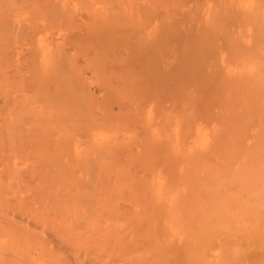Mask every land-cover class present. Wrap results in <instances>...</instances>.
I'll list each match as a JSON object with an SVG mask.
<instances>
[{"label":"rangeland","instance_id":"1","mask_svg":"<svg viewBox=\"0 0 264 264\" xmlns=\"http://www.w3.org/2000/svg\"><path fill=\"white\" fill-rule=\"evenodd\" d=\"M72 1L54 0L52 4L54 11L62 13L64 23L66 17L63 11L70 13L73 19L79 21L80 26L78 25L77 29L63 30V25L54 29L46 25L49 17H53L56 12L50 10L53 16L46 12L49 17L45 13L44 18L38 13L41 8L36 12L42 5L37 4V7L34 3H39L40 0L33 2L0 0V85H2L0 106L5 107L7 111L3 109L6 113L3 111L0 115V191L6 192L1 191L2 195L0 194L2 199H0V211H4L7 220L11 221L10 224L14 222L16 227L14 225L13 228H19L18 230L21 231L27 229L25 230L27 235L31 230L40 236L45 235L44 227L47 221L54 226H57L55 225L57 223L62 227L70 225L69 229L79 221H75L77 217L78 219L80 217L81 221L86 218L85 222H89L90 228L94 226L93 228H98L102 233H107V230L115 225L116 234L120 235L116 236L118 258L122 255H118V250L122 251L120 248L125 246L132 250L131 254H136L132 256L124 254L123 262L119 260L121 257L116 258L119 260L116 264H127L129 258L133 261L136 257L137 259L133 261V263L137 262L136 264L148 260L147 258L149 263L146 264L151 262L159 264L157 261L161 260L162 264L166 263L165 260L167 264H197L199 260L188 255L192 253L196 257L201 254L199 249L197 250L200 246L203 249L201 251H205L202 253L205 263L214 262L215 252H220L225 247L226 238L234 223H238L248 215L264 217V208H262L264 207L262 205L264 204V0H217V7L214 6L213 9L214 22H211L212 26L210 25L214 26L212 29L210 27V32L213 33L214 29L215 35L210 33L212 38L210 37L209 42L207 39L210 34L207 33V38L202 37L198 39L200 42L198 41L197 45L193 44L192 47L194 49L196 47L197 51L194 57L191 56L192 54L188 56L192 57V60L187 59V55L181 57L183 59L174 58L178 50L177 44L174 45V49L170 46V51L164 57L151 55L149 58L151 70L148 69L150 76L153 80L152 72L155 68L160 80L164 79V83L158 80L156 86L166 91L162 96L150 94L152 97H147L146 100L148 98L149 100L146 102L142 100V103L138 100H133L134 103L129 102L132 100L128 98L126 102L123 97L120 100L121 97L116 96L113 91L110 93L101 91L102 87L96 85L98 83L97 79L95 80L96 76L92 77L95 75L92 68L84 63L86 58L74 53L76 46L74 43L76 44L80 39L93 40L101 37L103 40L111 41L114 37L107 31L99 34L92 30L90 24L98 25L101 22L98 19L90 22L85 11L80 8L77 10ZM23 6L28 8L24 9ZM191 6L194 7L195 4ZM43 8L48 9L45 5L42 6ZM91 8L89 12L94 15L100 9V5L95 3L94 8ZM82 17H86V20ZM186 18H183L184 25L188 22ZM184 47L187 49L188 45ZM145 52L149 53L146 50ZM119 53L117 54L116 51V56L125 55ZM119 56L117 61L120 59ZM57 57H62L68 66L75 69L73 78L81 80L82 84L84 81L79 90L83 87L85 90L81 92L77 88L79 83H76L77 80L74 81L77 84L76 92L84 95L82 92L89 91L88 99L90 100L91 97L92 104L99 108L97 113L95 111V116H100L102 119V116H106V113L108 115L112 109L114 115L112 120L116 119L115 122L111 117H109L111 123L106 122L109 121L107 117L105 124L85 123L88 120L82 119L80 113L86 112L84 111L86 109L82 111L79 106L75 108L76 103L80 102L74 103L75 98L72 100L70 97L72 92V86L68 82L70 77L67 78L64 72H59L54 60ZM177 68L179 71L176 70ZM145 74L150 77L148 73ZM163 74L170 77L165 79ZM62 79L65 81L62 82ZM94 80L97 83H94ZM151 85L150 87H153V84ZM168 89H171L170 93ZM62 96H65L64 99ZM80 99L86 108L87 104H91L87 98ZM71 107L77 112H72ZM65 111L69 113V117ZM70 113H74L73 119L70 118ZM132 113L142 115L139 119V115L134 117L131 116ZM22 118L28 121L24 122L26 119L23 121ZM18 135L24 138H19ZM62 172L65 174L63 175ZM78 179L81 183L77 181ZM28 186L32 188L28 189ZM82 186H86L83 191H81ZM93 187L95 189L100 187L98 190L100 193ZM47 197L52 200H48ZM83 198L84 201L80 200ZM5 200L17 210L8 208ZM176 200L180 202L177 204ZM24 203L27 205L25 206ZM3 204H6L5 207L8 209L2 206ZM182 206H188L186 207L188 210ZM77 207L78 210H75ZM6 210L8 213L5 212ZM63 210L66 211L62 212ZM240 210L241 212H237ZM236 212L239 220L234 215ZM15 213L18 215L23 213L22 218L19 219ZM112 213H115L116 217ZM41 214L44 215L43 221L40 220L41 224L38 223L41 227L35 229L32 223L35 218L37 221V218L42 217ZM190 222H194V226H191ZM195 222L198 223L199 227H196L199 230L196 229ZM83 224L87 223L83 222ZM1 226L0 249L7 251V254L10 251L12 253V245L14 246L15 242L13 240L19 238L23 240L24 237L26 238V233L21 234L22 232L16 229L14 231L12 228L16 232L12 234L7 229L10 225L6 229L5 227L2 229ZM76 229L72 232L70 228V232L77 234L83 230L82 227L81 230ZM111 235L114 237V234ZM111 235L107 233V238L110 236L112 239ZM119 237L126 239L122 238V242ZM202 237L206 238L204 240L207 242L203 239L194 242L195 238ZM127 239H130L128 243ZM209 240L210 242L212 240V243ZM133 242H135L134 247H132ZM198 243L202 245L197 247ZM195 251L196 254L198 252L197 255ZM7 254L5 252L6 258H8ZM34 254L31 253V259L37 258V254ZM156 255L159 256L157 260L153 258H156ZM8 256L10 257V254ZM126 260L129 261L126 263ZM39 261L43 260L39 257Z\"/></svg>","mask_w":264,"mask_h":264},{"label":"bare ground","instance_id":"2","mask_svg":"<svg viewBox=\"0 0 264 264\" xmlns=\"http://www.w3.org/2000/svg\"><path fill=\"white\" fill-rule=\"evenodd\" d=\"M22 1V0H21ZM27 1V0H26ZM54 1V0H53ZM53 1L52 0H40L39 3H34V5L36 4V6L38 7L39 4H41L42 6L45 5L48 9L46 8H43L42 9V6L36 10V12L40 9V11L38 12L39 14H41L42 16L45 15L46 12H48L49 14L52 15V13L50 12V10L54 11L53 10ZM29 2V0H28ZM27 2V3H28ZM30 2H33V0H30ZM36 2V1H35ZM69 2V1H68ZM76 7V9L78 10V8H80V10H84L85 13L88 15L87 18L90 22H92L93 19H98L99 23L98 25H92L90 24V28L92 30H94L95 32H98L99 34L103 33V32H108L110 35H112L114 38L111 40V41H106V40H103L101 39V37H98V38H95L93 40H82L80 39L76 44L74 43V53L76 55H79L80 57H83L86 58V60H84V63L85 65L88 67H90V69L92 68L93 72L95 75H92L93 76H96L95 77V80L97 79V83L95 80H94V83L96 82L98 86L102 87V90L101 91H104L106 93H110L111 91L114 92V94H116V96H119L120 100H125L128 98V100H132V101H129V102H133V100H138L140 101V103L142 102H146L149 100H146L147 97L149 96H162L164 95V88L162 87H159V86H156V83H158L161 78L159 77L158 73H157V70L154 68L152 71V77L154 78L152 80L151 76H150V72L149 70H151V68L149 67V58L151 55H158L159 57H164V55H166V53L168 51H170L169 47L170 46H173V49H174V45L177 44L178 45V50L176 52V54L174 55V58H179L180 59H183L181 57H184L186 56V58L188 59L190 56V54H192L191 56L194 57L197 49L195 47V49L192 47L193 44L194 45H197L196 43H198V41L202 38V37H205L207 38V33L208 35L211 33V34H214V29H213V33L210 32V27L212 26L211 22H214L212 21L213 20V17H214V6L217 7L216 5V2H218L217 0H215V2L213 3V0H73L72 1ZM226 2V1H224ZM5 3V2H4ZM24 3V1H23ZM26 3V2H25ZM95 3H99L100 5V9L98 11H96V13L94 15L90 14L91 12H89V9L91 7L94 8V4ZM16 4V2H15ZM31 4V3H30ZM38 4V5H37ZM68 4V3H67ZM72 4V3H71ZM195 4V6H194ZM214 4V5H213ZM220 4V3H219ZM225 4V3H224ZM73 5V4H72ZM191 5H193L194 7H192ZM8 7V4L6 5ZM26 6V5H25ZM220 6V5H219ZM225 6V5H224ZM228 6V5H227ZM19 7V6H18ZM24 7V6H23ZM33 6L31 5V8ZM35 7V8H37ZM215 7V8H216ZM6 8V7H5ZM28 7H24V9H27ZM184 8V9H182ZM34 9V8H33ZM54 9H55V6H54ZM59 9V8H58ZM62 9V8H61ZM92 9V8H91ZM90 9V10H91ZM2 10V9H1ZM29 10V9H28ZM32 11V9H30ZM63 10V9H62ZM68 10V8H67ZM3 11V10H2ZM1 11V12H2ZM7 11V10H6ZM70 11V10H69ZM218 11V10H216ZM5 12V11H4ZM33 12V11H32ZM56 13H54V16L53 17H49L46 13V15L49 17V21L48 23H46V25H48L50 28L54 29L55 28H58L60 27L61 25L64 26L63 30H65L66 28H75L77 29V27H79V21L73 19L72 15L67 14L66 11H63V13H65V23H64V17L62 16V13L60 12H57V11H54ZM71 12V11H70ZM220 12V11H219ZM85 14V15H86ZM60 16H62L60 18ZM47 17V19H48ZM184 17H187L186 21L187 24L184 25L183 24V18ZM44 18V16H43ZM82 18H85L86 20V17H82ZM5 19V18H4ZM198 19H202V20H198ZM87 20V21H88ZM198 20V22H197ZM46 21V20H45ZM47 22V21H46ZM81 22V21H80ZM184 22H185V19H184ZM185 22V23H186ZM4 24V23H3ZM79 25V26H78ZM84 25V23H83ZM88 25V24H87ZM211 25V26H210ZM216 25V24H214ZM7 26V25H6ZM86 26V25H85ZM214 28L211 27V29ZM4 30V29H3ZM19 30V29H18ZM8 32V31H7ZM6 32V33H7ZM4 33V31H3ZM6 33L4 34L6 36ZM13 34V33H12ZM209 35V39H207L208 41L212 38L211 36L212 35ZM215 35V34H214ZM12 36V35H11ZM119 36V37H118ZM121 37V38H120ZM211 37V38H210ZM215 37V36H214ZM13 38V36H12ZM11 38V39H12ZM127 38V39H126ZM203 38V39H205ZM9 39V38H8ZM76 39V37H75ZM78 39V38H77ZM199 39V40H198ZM206 40V39H205ZM206 40V41H207ZM214 40V39H212ZM10 41V40H9ZM8 41V43H9ZM204 41V42H206ZM207 41V42H208ZM6 42V40H5ZM200 42V41H199ZM210 42V41H209ZM208 42V43H209ZM203 43V42H202ZM211 43H214V41H211ZM185 45H188L187 49L186 47H184ZM189 46H191V48L189 49ZM214 46V44H213ZM125 49V50H124ZM227 49V48H226ZM146 51H148L149 53L147 54ZM187 50H189L190 52H187ZM224 50V49H223ZM116 51H117V54L120 52V51H124V53L121 52L120 55L122 54H125L123 56H119L117 55L116 56ZM126 52V53H125ZM146 53V54H144ZM150 53H153V54H150ZM172 54V53H171ZM74 55V54H73ZM198 55V54H197ZM196 55V56H197ZM62 56V55H61ZM120 57V59L117 61V57ZM71 57V56H70ZM65 58V57H64ZM76 58V57H75ZM205 58V57H204ZM77 59V58H76ZM192 60L193 58H189V60ZM55 60V64H57L56 66L59 68H57L59 70V72L61 73L64 72L65 76L68 78L70 77V81L67 80V78H65L69 84L72 86V92H70V97L72 98V100L74 99V103H76L77 101L80 102V103H76V107H75V104L72 102V105L74 104L73 107H75L76 109L79 108L83 111L84 108L86 110V112H82L80 113L81 115V118L84 119V120H88L86 121L85 123H90L92 125H100L99 122H102L105 124V121L107 119V117H111V120L113 118V114H112V109H110V111L108 112L110 116L107 115L106 113V116L103 115L102 117L105 118V119H101V117H97L95 116V111L97 113V110L99 108H96L94 104H92V102L90 101L91 100V97L90 100L88 99V95H90V93L88 94L89 91H85V92H82L84 93V95H82L81 93H77L76 89L78 88V91H83L84 87L82 89L79 90V87L81 85L84 84V81H83V84L82 82L80 83V81H78L76 78H73L72 76L74 75V70L72 67L68 66L66 64V60H64L62 57H57ZM185 60V58H184ZM183 60V61H184ZM54 62V61H53ZM70 62V61H69ZM209 62V61H208ZM69 64V63H68ZM72 64V63H71ZM186 64V63H185ZM36 65V64H35ZM70 65V64H69ZM76 65V64H75ZM182 65V63H181ZM55 66V67H56ZM72 66V65H71ZM85 66V67H86ZM181 67V66H179ZM38 68V67H37ZM75 68V67H74ZM184 68V67H182ZM149 69V70H148ZM177 71H179V69L177 68L176 69ZM57 71V70H56ZM181 71V70H180ZM58 72V71H57ZM66 72V73H65ZM68 72V73H67ZM92 72V73H93ZM145 73H148V76H145L146 74ZM184 73V72H183ZM187 73V72H186ZM58 74V73H56ZM63 74V75H64ZM67 74V75H66ZM70 74V75H68ZM62 76V75H61ZM164 77H166L165 79L169 78L170 76L166 75V74H163ZM43 77V76H42ZM58 77V75L56 76ZM40 78V77H39ZM45 78V77H44ZM151 78V79H150ZM163 78V77H162ZM183 78V77H182ZM181 78V79H182ZM94 79V78H93ZM188 79V78H187ZM53 80V79H52ZM57 79L55 78V81ZM59 80V79H58ZM64 82L65 80L62 79ZM77 80V82H76ZM151 80V81H150ZM60 81V80H59ZM78 84V87H77V84ZM154 83H153V82ZM157 81V82H155ZM161 81V80H160ZM164 79L161 81L163 82ZM50 82V81H48ZM61 82V84H62ZM112 82H114V84H112ZM47 83V82H46ZM66 83V82H65ZM116 83V85H115ZM164 83V82H163ZM16 84V83H15ZM64 84V83H63ZM153 84V87H150V85ZM186 85V84H185ZM2 86V85H0ZM64 86V85H63ZM67 86V84L65 85ZM152 86V85H151ZM77 87V88H76ZM4 88V87H3ZM81 88V87H80ZM173 89V88H172ZM75 90V91H73ZM85 90V89H84ZM169 90V89H168ZM171 90V89H170ZM170 90L168 91L170 93ZM75 92V94H74ZM87 92V94H86ZM185 92V91H184ZM183 92V93H184ZM72 93V94H71ZM74 94V95H73ZM80 94V96L78 95ZM151 94V95H150ZM52 95V94H51ZM55 95V94H54ZM72 95V96H71ZM87 98L88 99V102L90 101L91 104H87V108L85 107V105L83 104V102H81V99L79 98ZM151 96V97H152ZM188 96V95H187ZM63 97V96H62ZM65 97V96H64ZM64 97L62 99H64ZM123 97V98H122ZM186 97V95H185ZM79 100H78V99ZM193 98V96H192ZM83 99V101H84ZM128 100L126 102H128ZM143 100V101H142ZM76 101V102H75ZM124 101V102H125ZM142 101V102H141ZM8 102V101H7ZM85 102L87 103V101L85 100ZM162 102V101H161ZM187 102V101H186ZM11 103V102H10ZM85 103V104H86ZM159 103V102H158ZM9 104V103H8ZM16 104V103H15ZM79 104V105H78ZM13 105V104H12ZM11 105V106H12ZM94 105V108H96V110H94L93 106ZM101 105V104H100ZM71 106V104H70ZM69 106V107H70ZM92 106V107H91ZM102 106V105H101ZM107 106V105H106ZM146 106V104H145ZM144 107V106H143ZM147 107H150V106H147ZM5 108V107H4ZM3 107L0 106V115L2 114V112L5 110ZM72 108V107H71ZM75 108H72V112L75 113L76 109ZM111 108V107H110ZM145 108V107H144ZM4 109V110H3ZM33 109V108H32ZM65 108H63L64 110ZM70 109V108H69ZM93 110H94V113H93ZM103 110V109H102ZM6 111V110H5ZM4 111V112H5ZM108 111V110H107ZM7 112V111H6ZM5 112V113H6ZM28 112V111H27ZM77 112V111H76ZM134 112V111H133ZM65 113H67L65 111ZM74 113H70V118L73 119L72 117V114L74 115ZM101 113V112H100ZM111 113V114H110ZM30 114V113H29ZM68 117H69V113H67ZM133 114V113H132ZM26 115V114H25ZM28 115V114H27ZM99 115V114H97ZM102 115V114H101ZM136 117H138L139 115V119L141 117L142 114H135ZM135 115H131V116H134ZM33 116V114H32ZM35 116V114H34ZM122 116V115H121ZM127 116V115H125ZM130 116V117H131ZM30 117V116H29ZM68 117L66 118V120L68 119ZM69 118V119H70ZM21 119V118H20ZM26 119V118H25ZM24 119V120H25ZM28 119V117H27ZM26 119V121L24 122H27L28 120ZM33 119H35V117H33ZM65 119V116L64 118ZM101 119V121H100ZM131 120L133 119L130 118ZM14 120V119H13ZM90 120V121H89ZM110 118H109V121L107 120L106 122H110L111 121ZM116 120V119H115ZM115 120H112L113 122H115ZM124 120V119H123ZM138 120V118H137ZM20 121V120H19ZM22 121V122H23ZM92 121V123H91ZM21 122V121H20ZM21 122V123H22ZM32 122V121H31ZM117 122V121H116ZM16 123H18L16 121ZM70 123V122H69ZM68 123V124H69ZM94 123V124H93ZM111 123V122H110ZM6 124V123H5ZM25 124V123H24ZM113 124V123H112ZM165 125V124H164ZM7 126V125H6ZM5 126V127H6ZM16 126V124H15ZM111 126V125H109ZM14 127V126H13ZM113 127V126H112ZM4 128V127H3ZM163 128V127H162ZM4 130V129H3ZM9 130V128H8ZM80 130H82L80 128ZM8 132V131H7ZM82 132L84 133V130H82ZM181 132V131H180ZM188 132V131H187ZM1 133V132H0ZM16 134V132H14ZM27 133V132H26ZM11 134V133H9ZM23 134V133H21ZM186 134V133H185ZM5 135V134H4ZM8 135V134H7ZM24 135L26 136L27 134L24 133ZM37 135V134H36ZM35 135V136H36ZM161 135V134H160ZM2 136V135H1ZM12 136V135H11ZM39 136V135H38ZM37 136V138H38ZM8 137V136H7ZM19 137V135H18ZM17 137V138H18ZM23 137V136H22ZM22 137H19V138H22ZM3 138V136H2ZM9 138V137H8ZM16 138V137H15ZM13 138V139H15ZM24 138V137H23ZM27 138H28V135H27ZM33 138V137H32ZM40 138V136H39ZM12 139V141H13ZM31 139V138H30ZM1 140V138H0ZM10 140V139H9ZM8 140V141H9ZM17 140V139H16ZM15 140V141H16ZM23 140V139H21ZM32 140V139H31ZM34 140V139H33ZM4 141V140H3ZM24 141V140H23ZM23 141H22V144H23ZM35 142V141H34ZM2 143V142H1ZM5 143V142H4ZM15 143V142H14ZM3 144V143H2ZM10 144V143H9ZM8 144V145H9ZM16 144V143H15ZM14 144V145H15ZM21 144V143H20ZM13 145V144H12ZM4 147H6L5 145H3ZM17 146V145H16ZM20 146V145H19ZM22 146V145H21ZM25 147V146H24ZM28 148V147H26ZM2 149V148H1ZM14 149V148H13ZM19 149V148H18ZM100 149V148H99ZM98 149V150H99ZM95 150V149H94ZM9 151V150H8ZM14 151V150H13ZM153 151V150H152ZM5 152V151H4ZM16 152H19V151H16ZM15 152V153H16ZM35 152V150H34ZM41 152V150H40ZM64 152V151H63ZM24 153H27V152H24ZM50 153V152H48ZM97 153V151H96ZM45 154V153H44ZM43 154V155H44ZM89 154V153H88ZM15 155V154H14ZM19 155V153H18ZM24 155V154H23ZM28 155V154H27ZM48 155V154H47ZM46 155V156H47ZM129 155V153H128ZM12 156V155H11ZM61 156V155H60ZM20 157V156H19ZM49 157V155H48ZM97 158V157H96ZM73 159V158H72ZM92 159V158H91ZM60 160V159H58ZM71 160V159H70ZM154 160V159H153ZM96 161V160H95ZM43 162V161H42ZM55 162V161H54ZM67 162V161H66ZM80 162V161H79ZM88 162V161H87ZM46 164V163H45ZM88 164V163H87ZM92 164V163H91ZM90 165V164H89ZM155 165V164H154ZM83 166V165H82ZM187 166V165H186ZM184 165V167H186ZM88 167V166H87ZM92 168V167H91ZM7 169V168H6ZM183 169V168H182ZM186 169V168H185ZM189 170V169H188ZM65 171V170H64ZM91 171V170H90ZM6 172V171H5ZM33 172V171H32ZM36 173V172H35ZM67 173V172H66ZM62 174L64 175L65 173L62 172ZM21 175V174H20ZM33 175V174H32ZM31 175V176H32ZM185 175V174H184ZM19 176V175H18ZM100 176V175H99ZM20 177V176H19ZM34 177V176H33ZM97 177V176H95ZM184 177V176H183ZM16 178V177H15ZM22 178V177H21ZM50 178V177H49ZM123 178V177H122ZM188 178V177H187ZM2 179V178H1ZM14 179V178H13ZM47 179V178H46ZM76 179V178H75ZM20 180V179H19ZM97 180V179H96ZM185 180V178H184ZM78 182L81 183V181H79V179L77 180ZM25 182V180H24ZM49 182V180H48ZM84 182V181H83ZM187 182V181H186ZM15 183V182H14ZM22 183V182H21ZM63 183V182H62ZM90 183V182H88ZM96 183H98V181H96ZM19 184V182L17 183V185ZM23 184V183H22ZM52 184V183H51ZM65 184V183H64ZM91 184V183H90ZM2 185V184H1ZM15 184H13L14 186ZM21 185V184H20ZM19 185V186H20ZM82 185V184H81ZM94 185V184H93ZM99 185V184H98ZM191 185V184H190ZM31 186V185H29ZM27 187L28 189L29 188H32V187ZM78 186V185H77ZM88 186V185H87ZM90 186V185H89ZM101 186V185H100ZM2 187V186H1ZM8 187H11V186H8ZM7 187V188H8ZM15 187L17 188V186L15 185ZM39 187V186H38ZM68 187V186H67ZM86 187V186H85ZM84 186H82L81 188V191H83V189L85 188ZM14 188V187H13ZM12 188V189H13ZM37 188V186L35 187ZM89 188V187H88ZM94 188V187H93ZM100 187H98V189H95V190H99ZM104 188V187H103ZM102 188V189H103ZM110 188V187H109ZM3 189H6L3 187ZM63 189V188H62ZM66 189V188H65ZM86 189V188H85ZM112 189V188H111ZM187 189V188H186ZM7 190V189H6ZM11 190V189H10ZM9 190V191H10ZM18 190V189H16ZM64 190V189H63ZM116 190V188H115ZM124 190V189H123ZM127 190V189H126ZM2 191V190H1ZM0 191V194L2 192L6 193L5 190H3L2 192ZM12 191V190H11ZM26 191V190H25ZM24 191V192H25ZM36 191V190H35ZM102 191V190H101ZM37 192V191H36ZM99 192V191H98ZM129 192V191H128ZM235 192V191H234ZM81 193V192H80ZM100 193V192H99ZM104 193V192H103ZM123 193V192H122ZM185 193L187 194V192L185 191ZM191 193V192H190ZM193 193V192H192ZM233 193V192H232ZM98 194V193H97ZM102 194V193H101ZM107 194V193H106ZM104 194V195H106ZM140 194V193H139ZM2 195V194H1ZM45 195V194H44ZM86 195V194H85ZM124 195V194H123ZM229 195V194H228ZM234 195V193H233ZM48 196V195H47ZM77 196V195H76ZM99 196V195H98ZM102 196V195H101ZM114 196L116 197V194H114ZM120 196V195H119ZM125 196V195H124ZM232 196V195H231ZM45 197V196H43ZM42 197V198H43ZM85 197V196H84ZM105 197V196H103ZM108 197V196H106ZM123 197V196H122ZM121 197V198H122ZM194 197V196H193ZM227 197V196H226ZM100 198V197H99ZM120 198V199H121ZM181 198V197H180ZM188 198V197H187ZM191 198V197H190ZM238 198V197H237ZM1 199V197H0ZM48 199V197H47ZM50 199V198H49ZM48 199V200H49ZM115 199V198H114ZM124 199V197H123ZM129 199V198H127ZM192 199V198H191ZM2 200V199H1ZM4 200V199H3ZM52 200V199H50ZM82 201H84V198L83 199H80ZM126 200V198H125ZM223 200V199H221ZM6 203H7V207L8 208H13V205L10 206L8 201L5 200ZM37 201V200H36ZM79 201V200H78ZM86 201H87V197H86ZM85 201V202H86ZM94 201V200H93ZM100 200H98L99 202ZM107 201V200H106ZM109 201V200H108ZM113 201V200H112ZM177 201V200H176ZM194 201V200H193ZM225 201V200H224ZM3 202V201H2ZM91 202V201H90ZM101 202V201H100ZM139 202V201H138ZM178 202L180 201H177V204ZM261 202V201H260ZM1 203V202H0ZM76 203V201H75ZM81 203V201H80ZM102 203V202H101ZM185 203V202H184ZM197 203V202H196ZM23 204V203H22ZM48 204V203H47ZM57 204V203H56ZM83 204H85L83 202ZM92 204V202H91ZM145 204V203H144ZM180 204V203H179ZM182 204V203H181ZM190 204V202H189ZM5 205L3 204L2 206L5 207ZM16 205V204H15ZM25 205V203H24ZM27 205V204H26ZM25 205V206H26ZM66 204H64L65 206ZM110 205V203H109ZM147 205V204H146ZM186 205V204H185ZM259 205V204H258ZM257 205V206H258ZM264 205V204H262ZM20 206V205H18ZM48 206V205H47ZM51 206V205H50ZM80 206V205H79ZM94 206V205H93ZM145 206V205H144ZM178 206V205H177ZM175 206V207H177ZM227 206V205H225ZM256 206V207H257ZM260 206V205H259ZM258 206V207H259ZM17 207V206H16ZM15 207V208H16ZM23 207V206H21ZM32 207V206H31ZM49 207V206H48ZM183 207V206H182ZM188 207V206H186ZM186 207H183L184 209ZM249 207V206H248ZM6 208V207H5ZM6 208V209H8ZM63 208V207H62ZM65 208V207H64ZM89 208V206L87 207ZM113 208V206H112ZM190 208V207H189ZM199 208V207H198ZM254 208V207H253ZM264 208V207H262ZM11 209V210H13ZM21 210V208H19ZM23 209V208H22ZM31 209V208H30ZM187 209V208H186ZM185 209V210H186ZM14 210H17V209H14ZM33 210V209H32ZM32 210L30 212H32ZM62 210V209H61ZM67 210V208H66ZM66 210H63L62 212L66 211ZM75 210H78V207L77 209ZM184 210V211H185ZM188 210V209H187ZM261 210V209H260ZM34 211V210H33ZM116 211V210H114ZM180 211V210H179ZM183 211V213H184ZM189 211H191L189 209ZM253 211V209H252ZM0 226L2 224H5V225H2L1 228L9 226L10 228H7L8 231H11L14 232L18 229L16 228H13L14 227V222H12L11 225L10 222L11 221H8L7 218H6V214L3 213L4 211H0ZM7 212V210L5 211ZM11 212V211H9ZM17 212V211H15ZM79 212V211H78ZM187 212V211H186ZM203 212V211H202ZM237 212H241L240 211H237ZM237 212L236 214L234 213V215L236 216L237 215ZM8 213V212H7ZM45 213V212H44ZM58 213V212H57ZM80 213V212H79ZM78 213V215L80 216V214ZM82 213V212H81ZM253 213V212H252ZM251 213V214H252ZM17 214L16 216L20 218L21 217V213L20 215H18V213H15ZM31 214V213H30ZM37 213H35L36 215ZM43 214V213H42ZM41 214V215H42ZM75 214H76V211H75ZM91 214V213H90ZM93 214V213H92ZM195 214V213H194ZM197 214V213H196ZM200 214V213H199ZM198 214V215H199ZM241 214V213H239ZM27 215V214H26ZM32 215V214H31ZM33 215H34V212H33ZM38 215V214H37ZM52 215V214H51ZM77 215V216H78ZM112 215H115V213ZM123 215V214H122ZM186 215H188V213H186ZM193 215V214H192ZM233 215V217H235ZM15 216V217H16ZM43 216L42 217L40 216V218H37L38 222L36 221V218H35V221L32 223V226L33 228L37 229L38 226V223H40L41 221H43ZM58 216V215H56ZM76 216V217H77ZM97 216V214H96ZM111 216V214H110ZM181 216V215H180ZM232 216V214H231ZM48 217V215L46 216ZM112 217V216H111ZM109 217V218H111ZM116 217V215H115ZM122 217V216H121ZM124 217V216H123ZM141 217V216H140ZM192 217V216H191ZM190 217V218H191ZM195 216H193V219H194ZM197 217V216H196ZM201 217V216H199ZM197 217V218H199ZM209 217V216H208ZM230 217V216H228ZM238 216H236V219L239 220V218H237ZM249 217V215L247 216ZM246 217V218H247ZM34 218V217H33ZM33 218H32V221H33ZM99 218H102V217H99ZM105 218V217H104ZM107 218V217H106ZM108 218V220H109ZM114 218V217H113ZM242 219V220H239L238 223H234V226L233 228L230 230L229 232V235L227 236L226 238V242H225V247L219 252V251H216L215 252V256H216V260L214 262H208L206 261L205 263V259L202 257L203 256V252L205 251H201L203 249H201L202 247L200 246V248H197L198 251L201 252V254L197 252L198 256H193L192 253H190V255H188L190 258H196L198 259L199 261V264H264V217L262 216H258V215H254L252 217H249L247 219ZM68 219V218H67ZM73 219V218H71ZM75 219V218H74ZM73 219V220H74ZM241 219V218H240ZM1 220H3L1 222ZM31 220V219H30ZM41 220V221H40ZM81 221L80 217L78 219L75 220V221ZM83 220V218H82ZM86 218H84V221H81L80 224H77L79 223V221H77V223L75 222V224L73 226H71V231L76 229L75 225L77 226V229L80 228L81 230V227L83 228L82 231H80L79 233L77 234H73L70 232V228L68 229V227L70 226H58V223L55 224L57 226H54L53 223L50 224V222H46L45 223V226L44 227L46 229V234L45 235H38L33 233L32 230L30 231V234L27 235L26 231L27 229H23L22 231L21 230H18L20 231L21 234H25L26 238L24 237L23 240H21L20 238L19 239H15L13 240L14 242V246L12 245V253L10 251V253L7 254V251H0L2 254H0V264H116V261H121V263L123 262L122 259L123 258V255L126 254L127 256H132V255H136V254H131L132 250L128 249L129 247L125 246L123 248H120L122 249L121 250H118V255L119 254H122L121 256H117V253H116V241H118V238L116 236H118L116 234V226H111V229L109 228L107 230V233H109L111 235L114 234V237L111 235L112 239H110V236L109 238H107V233H102L101 230H99L98 228L95 229V228H90L89 226V222L86 221ZM88 220V219H87ZM96 220V219H94ZM98 220V219H97ZM189 220V219H188ZM227 220V219H226ZM225 220V221H226ZM230 220V219H229ZM232 220V219H231ZM14 221V220H13ZM20 221V220H19ZM18 221V222H19ZM67 221V220H66ZM191 221V220H189ZM228 221V220H227ZM65 222V221H64ZM84 223H87L86 225L83 224ZM93 222V221H92ZM229 222V221H228ZM97 223V221L95 222V224ZM184 223V222H183ZM192 225L191 226H194V222H190ZM202 223V222H201ZM226 223V222H225ZM41 224V223H40ZM61 224V222H60ZM59 224V225H60ZM81 224H83L81 226ZM198 224V223H197ZM195 222V227L198 226ZM219 224V223H218ZM230 224L231 221H230ZM62 225V224H61ZM81 226V227H78V226ZM99 225V224H98ZM148 225V224H147ZM189 225V223H188ZM217 225V224H216ZM12 226V227H11ZM97 226V225H96ZM201 226V225H200ZM16 227V225H15ZM30 227V226H29ZM41 227V226H40ZM73 227V229H72ZM75 227V229H74ZM113 227V228H112ZM185 227V226H184ZM183 227V228H184ZM189 227V226H188ZM199 227V226H198ZM198 227H196V229H198ZM227 227V226H226ZM230 227V226H228ZM2 228V229H3ZM12 228L14 229V231L12 230ZM21 228V227H20ZM31 228V227H30ZM190 228V227H189ZM192 228V227H191ZM205 228V227H204ZM216 228V227H215ZM218 228V226H217ZM10 229V230H9ZM16 229V230H15ZM76 229V230H77ZM146 229V228H145ZM185 229V228H184ZM194 229V228H193ZM201 230H203L202 228H200ZM212 229V228H211ZM221 229V228H220ZM230 229V228H228ZM226 229V230H228ZM98 230V231H97ZM149 230V228L147 229ZM189 230V229H188ZM199 230V229H198ZM200 230V231H201ZM207 230V229H206ZM25 231V232H23ZM222 231V230H221ZM28 232V231H27ZM73 232V231H72ZM191 232V230H190ZM204 232V231H203ZM208 232H211V231H208ZM226 232V231H225ZM10 233V232H9ZM16 233V232H14ZM19 235L20 233L17 232ZM29 233V232H28ZM129 233V232H128ZM147 233V232H146ZM149 233V232H148ZM152 233V231H151ZM191 233H194V232H191ZM3 234V233H2ZM8 234V233H6ZM13 234V233H12ZM190 234V233H189ZM200 234V233H199ZM197 234V235H199ZM211 234V233H210ZM17 235V234H16ZM150 235V234H149ZM209 235V233H208ZM216 235V234H215ZM11 236V235H10ZM120 236V235H119ZM122 236V235H121ZM136 236V235H135ZM196 236V235H195ZM217 236V235H216ZM134 237V236H133ZM193 237V236H192ZM214 237V236H213ZM12 238V237H11ZM121 238V237H119ZM123 238V237H122ZM122 238L120 239V241L123 242ZM209 238V237H208ZM123 239H126V238H123ZM136 239V238H135ZM194 239V238H193ZM196 239V240H195ZM194 239V242H198V241H201L202 239H206V238H201V239H198V238H195ZM128 240V239H127ZM126 240V241H127ZM130 240V239H129ZM129 240L127 241V243L129 242ZM225 240V239H224ZM125 241V240H124ZM125 241V242H126ZM206 240H204L205 242ZM222 241V239H221ZM12 242V241H11ZM124 242V243H125ZM137 243V241H135ZM135 242L132 243L135 244ZM207 242V241H206ZM210 242V240H209ZM121 243V242H120ZM126 243V244H127ZM212 243V240L211 242ZM12 244V243H11ZM16 244V245H15ZM118 244V243H117ZM122 244V243H121ZM120 244V246H122ZM202 245V243H198L197 244V247H199V245ZM3 245V244H2ZM125 245V244H124ZM130 245V246H132ZM204 245V243H203ZM206 245V244H205ZM129 246V245H128ZM139 246V245H138ZM209 246V245H208ZM211 246V245H210ZM209 246V247H210ZM134 247V245L132 246ZM131 249H134L132 248ZM206 247V246H205ZM221 247V246H220ZM127 248V249H126ZM136 248V247H135ZM138 248V247H137ZM150 248V245L148 246V249ZM4 249V248H3ZM10 249V248H9ZM126 249V250H125ZM206 249V248H204ZM221 249V248H220ZM125 250V251H124ZM129 250V252H127ZM139 250V249H138ZM122 253H120V252ZM134 251V250H133ZM140 251H142L140 249ZM184 251V250H183ZM5 252L7 254V257L5 256ZM9 252V251H8ZM124 252V253H123ZM129 254H127V253ZM135 252V251H134ZM133 252V253H134ZM146 252V251H145ZM178 252V251H177ZM207 252V251H206ZM31 253H35L37 254V258H33L31 259L30 258V255ZM4 254V256H3ZM10 254V257L8 256ZM34 254V255H35ZM141 254V253H139ZM157 254V253H156ZM168 254V253H167ZM192 254V255H191ZM195 254H196V251H195ZM194 254V255H195ZM196 254V255H197ZM205 254V253H204ZM2 255V256H1ZM125 255V256H126ZM138 255V254H137ZM175 255V254H173ZM177 256L179 254H176ZM211 255V254H210ZM157 256L156 255V258L153 257L155 260H157ZM187 256V255H186ZM187 256V257H188ZM39 257L43 260L42 262L39 261ZM159 257V256H158ZM170 258L171 255H169ZM174 257V256H173ZM199 257V258H198ZM116 258H118L119 260H116ZM152 258V256H151ZM175 258H177L175 256ZM182 258V257H181ZM206 258V256H205ZM137 259V257H136ZM134 259V260H136ZM142 259V258H141ZM149 260V258H147ZM159 259V258H158ZM179 259V258H178ZM130 260V261H129ZM129 262L126 260V263L127 264H136V263H133V258L131 261V259L129 258ZM148 260H144L143 262L139 263V264H146V263H149ZM161 260V259H159ZM173 260V259H172ZM204 260V261H203ZM148 261V262H147ZM159 262V264L161 263L162 264V260L161 261H157V263ZM165 264H167V261L165 260ZM174 262V260H173ZM197 262V260H196ZM197 262V264H198ZM120 263V262H118ZM153 263V262H151ZM150 263V264H151ZM171 263V262H170ZM154 264V263H153ZM169 264V263H168ZM173 264V263H172Z\"/></svg>","mask_w":264,"mask_h":264}]
</instances>
